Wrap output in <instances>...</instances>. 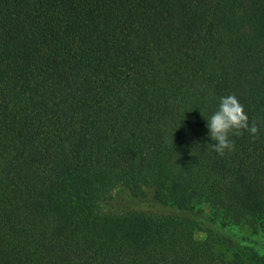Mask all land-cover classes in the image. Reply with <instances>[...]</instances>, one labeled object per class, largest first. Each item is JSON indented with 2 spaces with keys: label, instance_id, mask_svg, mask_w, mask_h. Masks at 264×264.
Returning a JSON list of instances; mask_svg holds the SVG:
<instances>
[{
  "label": "trees",
  "instance_id": "1",
  "mask_svg": "<svg viewBox=\"0 0 264 264\" xmlns=\"http://www.w3.org/2000/svg\"><path fill=\"white\" fill-rule=\"evenodd\" d=\"M233 95L250 134L206 120ZM149 193L264 235V0H0V264H256Z\"/></svg>",
  "mask_w": 264,
  "mask_h": 264
},
{
  "label": "rangeland",
  "instance_id": "2",
  "mask_svg": "<svg viewBox=\"0 0 264 264\" xmlns=\"http://www.w3.org/2000/svg\"><path fill=\"white\" fill-rule=\"evenodd\" d=\"M201 208L203 209L202 213H197L195 210L191 212L179 210L174 206L157 202L150 193L142 198L133 197L122 187L115 189L110 200L104 204V210L113 214L139 210L188 216L195 220L197 236L200 238L212 236L217 248L220 250L240 251L246 245L254 247L253 239H257L260 245H264V235L254 227L252 221H244L239 225L223 226L219 222L210 219L207 205H203ZM260 253L264 254V250L260 249ZM256 264H264V258L259 259Z\"/></svg>",
  "mask_w": 264,
  "mask_h": 264
},
{
  "label": "clouds",
  "instance_id": "3",
  "mask_svg": "<svg viewBox=\"0 0 264 264\" xmlns=\"http://www.w3.org/2000/svg\"><path fill=\"white\" fill-rule=\"evenodd\" d=\"M247 115L243 111V106L238 103L233 95L221 96L216 111L206 120V127L210 130L211 139L218 141L212 144L213 149L223 154L224 149L232 146L229 140V133L240 134V130H246L254 134L255 126L249 127Z\"/></svg>",
  "mask_w": 264,
  "mask_h": 264
}]
</instances>
